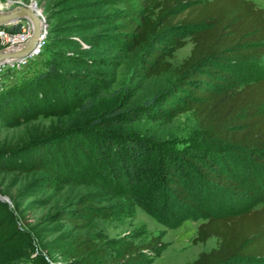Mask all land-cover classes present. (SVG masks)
<instances>
[{
	"label": "trees",
	"instance_id": "1",
	"mask_svg": "<svg viewBox=\"0 0 264 264\" xmlns=\"http://www.w3.org/2000/svg\"><path fill=\"white\" fill-rule=\"evenodd\" d=\"M101 1L121 8L112 41L130 52L147 47L140 72L148 78L175 76L162 98L145 101L140 109L157 110L150 113L156 122L190 113L199 130L196 148L176 150L171 142L120 129L149 116L137 108L111 109L91 117L85 126L0 149V170L51 171V157L68 158L72 149L74 157L98 161L105 178L123 185L139 183L147 175L155 197L160 195L159 180L167 194L163 203L177 211L198 208L206 184L224 208L199 224L194 243L216 238L218 245L190 264H264V70L254 72L264 58V9L254 0ZM20 28L15 25L10 31ZM187 37L191 52L175 67L168 58L188 43ZM47 69L24 78L17 74L0 86L3 123L64 112L75 89L86 93L97 78L54 64ZM193 177L198 182L193 183ZM94 202L84 194L71 209L60 210V218L78 231L43 245L27 223L19 228L16 209L0 199V264H141L149 255H160L164 242L158 236L138 244L88 233L101 213L108 214ZM150 210L157 215L155 207ZM47 249H57L60 257L51 258Z\"/></svg>",
	"mask_w": 264,
	"mask_h": 264
},
{
	"label": "rangeland",
	"instance_id": "2",
	"mask_svg": "<svg viewBox=\"0 0 264 264\" xmlns=\"http://www.w3.org/2000/svg\"><path fill=\"white\" fill-rule=\"evenodd\" d=\"M9 1L0 0V10L14 7L15 3L12 5ZM21 1L38 3L48 23L49 33L42 52L18 75L29 77L47 71L48 66L54 64L65 71L97 78L92 85L89 84L88 92L83 93L78 87L75 89L78 95L75 92L64 112H53L48 116L40 114L35 119L17 124L3 123L0 119V149L17 148L37 137L79 128L85 126L91 117L106 110L124 108H137L149 117L118 128L136 131L149 140L155 137L156 142H171L176 150L190 152L196 148L200 139L199 130L190 113H181L170 122H156L150 113L158 114L157 110L149 112L145 108L140 109L145 101L158 96L162 98L163 92L174 85L175 76L167 73L157 78L146 77L140 70L147 47L130 52L112 41L116 26L114 19L121 10L117 4H102L101 0ZM254 1L264 9V0ZM87 36L94 37L92 42L85 40ZM187 39L188 43L168 58L175 67L191 52L192 43L189 37ZM259 64L254 69L256 74L264 70V58ZM54 141L56 144L60 142L58 136ZM58 156L61 155L55 154V158L51 157L47 163L52 167L51 171L0 170V195L7 196L10 208L16 209L19 228L27 223L36 233L39 243L61 242L66 235L76 233L77 229L60 218L59 211L71 209L74 200L88 194L95 199V205L108 212L106 215L101 213L94 220L88 233L109 240L129 238L138 244L146 243L153 237L161 238L164 247L160 255H149L141 264H190L202 251L217 247L216 238L194 243L199 224L224 208L218 194L214 191L210 193L206 184L203 191L196 192L204 197L199 199L198 208L187 206L177 211L174 206L163 203L167 194H164L159 180L156 185L161 188L160 195L155 197L152 180L147 175L139 183L123 185L111 177L105 178L97 167L98 161L74 157L72 149L68 158ZM152 156L156 168L158 157L155 152ZM242 160L245 163L249 161L247 157ZM197 180L193 177L192 181L196 183ZM47 181H52L51 185H47ZM199 184L203 185L200 181ZM216 201L218 203L215 204ZM150 206L155 207L157 215L150 210ZM46 252L51 258L60 257L57 249H47ZM21 264L35 263L24 260Z\"/></svg>",
	"mask_w": 264,
	"mask_h": 264
},
{
	"label": "built area",
	"instance_id": "3",
	"mask_svg": "<svg viewBox=\"0 0 264 264\" xmlns=\"http://www.w3.org/2000/svg\"><path fill=\"white\" fill-rule=\"evenodd\" d=\"M21 3L24 2L21 0H14L12 5ZM15 25H20L21 28L15 32H11V27L9 26L13 27ZM32 30L33 25L28 19H21L19 21H15V23L1 25L0 38L2 40L3 47H15L25 43L32 36ZM40 34L41 35L39 36V39L30 54L13 60L0 62V86L10 78L13 79L16 77L19 72H21L37 55L40 54V52H42L41 50L45 47L47 41V27H44Z\"/></svg>",
	"mask_w": 264,
	"mask_h": 264
},
{
	"label": "water",
	"instance_id": "4",
	"mask_svg": "<svg viewBox=\"0 0 264 264\" xmlns=\"http://www.w3.org/2000/svg\"><path fill=\"white\" fill-rule=\"evenodd\" d=\"M9 3L12 4L13 1L10 0ZM41 14L36 1H32L30 4H16L12 8L0 10V25L15 23L21 19H28L33 25L32 36L28 41L15 47L0 48V62L24 57L31 53L42 29L48 26L45 16ZM0 199L9 202L7 196L0 195Z\"/></svg>",
	"mask_w": 264,
	"mask_h": 264
}]
</instances>
